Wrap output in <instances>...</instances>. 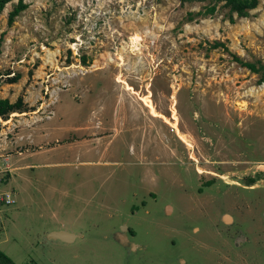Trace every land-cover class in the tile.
<instances>
[{
	"label": "rangeland",
	"instance_id": "374dc122",
	"mask_svg": "<svg viewBox=\"0 0 264 264\" xmlns=\"http://www.w3.org/2000/svg\"><path fill=\"white\" fill-rule=\"evenodd\" d=\"M19 1L26 8L8 27ZM210 2L5 5L0 72L20 79L13 86L3 82L0 98L21 97L27 112L10 114L6 124L0 118V160L28 151L11 147L20 129L48 123L68 99L86 107L75 118L89 108L99 111L75 126L81 136L114 132L122 121L132 135L128 151L135 143L139 155L122 150L117 162L152 166L116 171L101 185L77 184L85 173L46 176L74 198L44 192L46 208L58 216H22L5 242L0 236V250L15 264H264V1L246 18L222 3L204 14ZM94 118L101 124L91 130ZM9 168L0 161V192ZM224 215L233 222L225 224ZM57 225L71 227L78 239L46 242L43 233ZM32 241L39 245L31 248Z\"/></svg>",
	"mask_w": 264,
	"mask_h": 264
},
{
	"label": "crops",
	"instance_id": "0c3cea01",
	"mask_svg": "<svg viewBox=\"0 0 264 264\" xmlns=\"http://www.w3.org/2000/svg\"><path fill=\"white\" fill-rule=\"evenodd\" d=\"M13 85L15 83L8 84V86ZM10 102L13 103V101ZM68 105H70L71 111L68 114H64L63 110ZM88 106L90 107V105ZM56 107V110L58 109L57 113L54 110L56 117L53 114L54 117L48 123L38 125L35 129H20L17 134V141L11 147H22V149H28V151L0 160L4 161L7 166L11 165L14 167L11 170L10 168L7 170L9 181L5 185V191L11 194L13 202L6 206H0V236L3 237L4 242L9 238L10 229L17 227L18 221L22 216L24 217L23 219L34 216L43 220L58 216L56 210H48L46 208V204L50 200L44 192H52L59 196L74 198L72 190L69 191L58 186L52 187L51 181L49 182L46 176L52 177L55 174H59V177L63 175L67 179L70 174L80 178V174L85 173L87 176L79 179L77 184H86L87 182L99 180V185H101L113 178L116 171L135 170L136 167L146 171L152 168V166L149 167L136 162L129 164L118 163L123 160V157L119 155V153L122 154V150L125 152L124 154L131 155L129 154L131 150L128 151V144L132 135L124 130V122L121 121L120 129L114 132H107L106 130L93 131L92 128L97 129L101 124L97 118H94L92 121L93 125L89 127L92 131L85 137L81 136L80 132H77L78 127L75 126L83 120L91 118V115L95 116L99 111L95 110V108H93L94 111L89 108L82 115L84 118L81 117L82 119H80V117H75L76 114L85 110L86 107L84 105L72 103L68 99H62ZM117 112L118 110H116V114ZM116 118L118 117L116 116ZM117 120L115 122L118 123L120 118ZM26 122V119L20 122L21 126H25ZM2 141L4 140L1 139L0 142ZM132 144V146L129 145V148L132 147L131 152L137 157L139 155V147L135 143ZM5 146L9 147L7 143ZM97 160H105V162L99 163ZM90 171H92L91 174H89ZM105 171L106 174L104 173ZM11 189L13 193L10 191ZM33 194H38L40 198L36 199ZM95 196L96 193L92 194L86 200V204L92 202ZM70 230L71 227L57 225L48 232H44L43 236H46V242L58 241L68 245L78 239V235ZM60 232L71 234L73 236L72 242L55 236ZM51 234L54 236L49 238ZM38 245L39 242L35 243L32 241L31 248Z\"/></svg>",
	"mask_w": 264,
	"mask_h": 264
},
{
	"label": "trees",
	"instance_id": "16d2710c",
	"mask_svg": "<svg viewBox=\"0 0 264 264\" xmlns=\"http://www.w3.org/2000/svg\"><path fill=\"white\" fill-rule=\"evenodd\" d=\"M11 0H0V13L4 9L5 5ZM204 2L206 0H197ZM260 1L264 0H211L210 4L205 7L204 14L212 15L215 11L216 3H222V6L227 8L230 13L235 14L238 18H246L249 15V12L255 10ZM25 5L21 1L18 2L17 6L9 13L7 18V26H11L14 18L24 9ZM2 33L0 35V46L2 42ZM215 46L220 45L215 43ZM244 68L253 73H258V68L254 64L248 62H240L237 60ZM262 82L264 81V72L261 74ZM3 77H6V80H2ZM20 79L19 75L10 76V73L2 74L0 72V86L3 82L6 84H14ZM25 103L21 97H18L15 102L11 103L8 99H0V117L3 121L8 119V116L12 113H23L27 112L23 110ZM0 264H15L9 257H7L2 251H0Z\"/></svg>",
	"mask_w": 264,
	"mask_h": 264
},
{
	"label": "bare ground",
	"instance_id": "6f19581e",
	"mask_svg": "<svg viewBox=\"0 0 264 264\" xmlns=\"http://www.w3.org/2000/svg\"><path fill=\"white\" fill-rule=\"evenodd\" d=\"M144 101H145V104H146V106L148 107V109L150 110V113L152 114V115H155V116H158V114H157V112H156V110L154 109V106H153V104L151 103V101L148 99V98H145L144 99ZM17 114L16 113H14L13 114V117L14 116H16ZM172 117H173V120H174V123H172L171 125H172V127L176 130V128H177V126H176V123H177V118H176V114H175V111L173 110V115H172ZM1 118V117H0ZM1 120V119H0ZM8 121H5L4 122V124H6ZM179 134V133H178ZM180 135V134H179ZM180 138L186 143V144H188V145H190V143H189V141L186 139V138H184L182 135H180ZM223 221H224V223L225 224H229V223H232L233 222V220L231 219V217L229 216V215H224V217H223ZM67 234V233H66ZM63 235H65L64 234V232H60L58 235H55L56 237H58V238H61V239H64V236ZM67 235H69V237H73L71 234H67ZM52 236H54L53 234H51V235H49V238H51ZM68 237V236H67ZM70 239V238H69ZM70 242H72L71 240H70Z\"/></svg>",
	"mask_w": 264,
	"mask_h": 264
},
{
	"label": "built area",
	"instance_id": "2783aa9c",
	"mask_svg": "<svg viewBox=\"0 0 264 264\" xmlns=\"http://www.w3.org/2000/svg\"><path fill=\"white\" fill-rule=\"evenodd\" d=\"M13 202L11 194L6 192H0V206H6Z\"/></svg>",
	"mask_w": 264,
	"mask_h": 264
},
{
	"label": "water",
	"instance_id": "95a60500",
	"mask_svg": "<svg viewBox=\"0 0 264 264\" xmlns=\"http://www.w3.org/2000/svg\"><path fill=\"white\" fill-rule=\"evenodd\" d=\"M65 235H63L64 236V238L65 239H68V241H70L72 238L71 237H69V235H67L66 233H64ZM68 236V237H67ZM70 238V239H69Z\"/></svg>",
	"mask_w": 264,
	"mask_h": 264
},
{
	"label": "flooded vegetation",
	"instance_id": "af4514ba",
	"mask_svg": "<svg viewBox=\"0 0 264 264\" xmlns=\"http://www.w3.org/2000/svg\"><path fill=\"white\" fill-rule=\"evenodd\" d=\"M253 185V184H252Z\"/></svg>",
	"mask_w": 264,
	"mask_h": 264
}]
</instances>
